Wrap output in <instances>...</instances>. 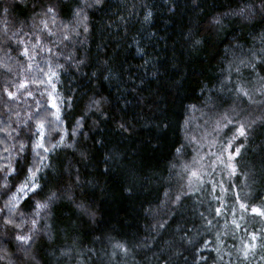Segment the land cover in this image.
I'll return each mask as SVG.
<instances>
[{
    "label": "trees",
    "instance_id": "1",
    "mask_svg": "<svg viewBox=\"0 0 264 264\" xmlns=\"http://www.w3.org/2000/svg\"><path fill=\"white\" fill-rule=\"evenodd\" d=\"M63 3H72V0H63ZM197 3L199 7L192 0H107L108 6L103 10L85 9L88 19L82 25H76L75 18L70 15L57 16L56 25L49 21L50 29L57 34L47 37L49 42H56L55 45L48 43V47L56 55L49 52L38 55L31 62L33 71L30 75L43 78L36 66L46 67L45 59L57 60L64 65L56 69L59 74L57 88L61 97L71 99L70 103L60 105L62 124L58 127L66 130L63 133L65 140L68 143L78 142L79 148L61 147L46 153L49 157L47 162L53 167L39 174L40 182L44 192L56 190L57 186L65 188L75 184L78 172L79 187L70 189L74 200L90 205L97 213L93 223L80 217L67 200L53 205L47 221L53 229V245L63 252L70 248L66 246L75 244V251L63 257L65 264H192L193 255L199 264H212V259L205 262L199 259L200 256L214 259L223 256L222 260H217V264H264V248L259 247V240L257 249L249 254L248 260H244L242 251H238L242 247L241 241L248 242V233L255 231L258 236L261 234L264 220L251 219L249 212H243L238 205L235 206V217L229 212L235 194L240 192V188L235 187V177L230 188L223 174L216 172L212 176L205 175L203 190L195 191L191 198H183L189 201L187 208L165 215L172 206L160 207L167 199L164 196L166 191L175 195L179 185L186 184V172L182 171V165L191 155L189 146L188 155L176 161V169L171 168L176 157L175 149L186 143V133L181 125L188 116L193 117L198 113H188L185 107L188 104L202 107L200 101L209 95H216L209 90L218 87L219 80L224 76L221 69L227 66L225 49L230 44L240 45L244 51L253 46L259 47L258 37L264 32L260 28L242 30L235 23L221 29L208 27L211 16L239 8L240 0H197ZM149 11L152 16L145 22L144 16ZM38 12L40 8L34 9L33 0H0V61L14 64L16 60H25L28 63L25 57L18 56L11 48L31 46L34 42L33 16ZM35 23H39V18ZM84 25H87L88 32L83 31ZM73 27L75 33L72 32ZM6 29H23L18 35L27 44L14 45L16 37H13V42L4 45L2 40ZM61 29L70 37L63 43ZM11 30L8 35H11ZM197 39L204 41L202 46L195 45ZM137 48L141 49L142 55L138 54ZM5 51L14 59L8 60ZM69 53L72 58L66 61L64 55ZM79 60L85 63L77 68ZM146 61L149 63L146 64ZM153 72L156 73L155 77ZM93 73L96 75L93 76ZM6 78L20 79L0 68V84ZM31 84L28 83L27 90ZM201 88L205 91L201 92ZM36 98H39L38 94ZM90 98L104 101L100 112L95 111L94 106L89 109ZM230 104L229 100L219 111H224ZM8 106L4 105L5 111H9L4 115H1L3 107H0V116L5 122L3 128L9 124L15 127L25 120L33 110L30 106H34V100L21 95L16 101H8ZM242 107L246 108V105ZM18 110L19 116L16 115ZM53 111L48 108V112ZM204 111L209 113L207 108ZM76 120H80L81 126L77 135L69 139L76 127ZM121 122H126L127 132L121 133L118 129ZM192 124L193 121L187 134L192 130ZM157 125L164 129L160 139L153 138ZM101 129L104 130L103 135ZM97 140H102L105 147L100 148ZM148 141L156 145L155 151L145 149ZM262 141L264 135L257 134L255 143L248 146L249 156L253 155L252 149L256 144ZM12 143L14 141L4 133L0 134V156H9L3 148L10 147ZM97 149L100 151L97 152ZM79 151L86 152L88 159L81 162ZM108 152L118 154V162L113 163L110 172L105 171L108 164L104 157ZM12 155H15V150ZM6 162L0 160V165ZM13 167H16L15 163ZM178 172L184 177L183 180L177 175ZM221 183L231 195L220 191ZM257 194L264 196V191L257 187ZM217 197H223L227 205L222 216H215L210 211L221 207ZM3 199L6 197L0 199V206ZM20 204L24 205L23 199ZM22 210L25 213L33 211L28 207H22ZM200 212L212 220L210 231L203 227L206 221L201 220ZM153 213L156 215L153 216ZM241 215L245 216L244 220H240ZM233 218L241 224L240 229H235L231 224ZM164 219L168 220L170 229L166 225L167 230L161 229L158 234L150 231L153 223ZM177 226H180L179 232H176ZM188 229H192L191 235L196 236L197 242L206 241V246L201 244L194 254L191 246L187 251L179 248L182 255L176 256L174 253L177 249L170 247V243L175 241L178 245L180 236ZM217 235L220 236L219 242ZM116 242L127 246V256L122 253L113 256L112 245ZM141 244L148 246L140 247ZM4 246L3 250L13 247L6 240ZM217 246L221 249L220 253L212 251ZM44 248L47 255L51 251L47 240ZM185 255L188 256L187 262L183 258ZM169 256H172L171 260ZM0 264L4 262L0 261Z\"/></svg>",
    "mask_w": 264,
    "mask_h": 264
},
{
    "label": "snow or ice",
    "instance_id": "2",
    "mask_svg": "<svg viewBox=\"0 0 264 264\" xmlns=\"http://www.w3.org/2000/svg\"><path fill=\"white\" fill-rule=\"evenodd\" d=\"M33 4L34 9L36 7L40 8V12L35 13L33 16L32 33L34 42L30 47L11 48V50L17 52L18 56L25 57L28 63L25 60H16L14 64H5L0 61V68H3L12 77H20L19 80L6 78L0 84V93H2L0 102L8 106V101H16L21 95L34 100V106H30L33 107V110L25 120H21L15 127L9 124L5 128H0V132L14 141L10 147L5 146L3 148V151L9 153V156H0V160L7 161L0 165V193H3V197H6V199H3L2 206H0V228L7 229L9 234L13 235L14 240L23 246L32 244L35 233L40 231L41 227L48 229L44 232V236L48 240L53 241V229L47 223L53 210V205L60 200L75 203L70 189L80 183L79 173L77 172L75 184H69L62 191L49 189L47 196H41L44 186L40 182L41 177L39 174L44 169L53 167L47 162L49 157L45 154L54 152L61 147L78 149L79 144L78 142L68 143L63 134L66 130L58 127V125L62 124L60 105L62 103H70L71 99L61 97L57 88L56 81L59 79V74L56 69L63 68L64 65L58 63L57 60L45 59L44 64L46 67L36 66L43 77L39 78L38 76L30 75L33 71L31 62L35 61L36 57L44 52L52 53L53 56L56 55L52 48L48 47V43L55 45L56 42H49L47 37L57 34L50 29L49 21H51L52 25H56L57 16L70 15L75 18L76 25H82L88 19L84 11L86 8L103 10L108 6L107 0H72V3L68 4L63 3V0H33ZM73 4L75 5L74 7ZM199 6L196 0V7ZM239 14L249 19L254 16L251 8H239ZM151 16L152 13L149 11L144 16V21L147 22ZM37 18H39L38 24L35 23ZM211 23L212 25H219L221 21L219 18H215ZM64 27L67 28V25ZM10 30L6 29L4 31L2 40L4 45H9V42H13V37H16L13 42L14 45L27 44V41L18 35L23 29L11 30V35H8ZM83 31L88 32L87 25H84ZM72 32L75 33V27L72 28ZM40 33H46V35H41ZM24 34L27 35V33ZM60 36L61 43L70 39L63 29L60 30ZM258 40L259 47L253 46L247 51H244L240 45L230 44L225 49L227 66L221 69L224 76L219 80L218 87L209 90L214 91L216 95H209L203 101H200L199 103L203 105L202 107H198L197 104H188L185 107L186 112H200L202 117L208 115L204 111L207 108L211 115H208V119L204 121L208 130L199 137L187 135L188 127L193 121L192 116H188L184 124L181 125L186 133V143L175 149L176 157L171 164V168L176 169V161L188 155V145L197 144L198 147L195 149L196 155L191 157V163L182 165V171L188 174L187 183H181L175 195L170 191L164 193L167 199L162 202L160 207L172 206L165 215L187 208L189 201L183 198H191L195 191L203 190L204 175L212 176L213 173L219 172L227 178L230 188L233 187L231 181L234 177L237 180L235 187L240 188V192L235 194V199L232 202L233 207L228 209L232 216H236L235 206L238 205L243 212H249L251 219L260 218L264 220V196L257 194V187L264 191V141L256 144L252 149L253 155H248V146L255 143L257 134L264 135V32L260 34ZM195 43L198 45L199 41L197 40ZM137 52L138 54H143L140 48H137ZM5 57L8 60L14 59L8 56L7 51H5ZM71 58L70 53L64 55L66 61ZM84 63V60H79L76 67L79 68ZM145 63L147 64L149 61ZM95 75L93 73V76ZM152 75L155 77L156 73L153 72ZM105 79H108V77H105ZM28 83L35 85L33 90H27ZM204 91L205 89L201 88V92ZM36 94L39 96L38 99ZM229 100L231 101L230 106L222 112L219 111L224 104L229 103ZM103 103L104 101L102 100L90 98L89 109L91 110L94 106V110L100 112ZM242 105H246V108L242 107ZM48 108L55 109V111L50 113ZM255 113L259 114L256 115ZM16 115L19 116V113L17 112ZM75 124L76 127L72 130L69 139L77 135L81 126L80 120H76ZM117 127L121 133L128 131L126 122H121ZM13 132L16 133L15 136L12 135ZM149 132L151 133L152 130L149 129ZM101 134H104L103 129H101ZM163 135L164 129L157 125L153 138L160 139ZM96 144H99L100 148L105 147L102 140H97ZM205 144L210 149H215L205 154L209 157L206 166L201 163L204 161L205 155H201L199 152V148L204 147ZM144 147L145 149L156 150V145L151 144V141H148ZM13 150H15V155H12ZM99 151L100 149H97V152ZM78 154L81 162L88 159L86 152L79 151ZM30 156L32 157L31 159H29ZM104 160L108 164L105 171L110 172L113 163L118 162V154L116 152H108ZM14 163L16 167H13ZM205 168L209 171H205ZM14 173L16 174L14 175ZM177 175L180 176L181 180L184 179L181 173L178 172ZM241 177H243L242 181ZM208 183L211 184L212 181L209 180ZM219 187L222 193L231 195L229 189H225L222 183L219 184ZM240 193H243V195L241 196ZM217 198L220 199L221 207L210 209V211H213L215 216H222L223 209L227 205L224 203L223 197ZM22 199L24 200L23 206L20 204ZM258 201L259 203H257ZM22 207L32 208L33 211L25 213ZM78 207L83 214L91 215L88 208L83 205H78ZM155 215L153 213V216ZM199 216L202 221H206L203 225L205 230L210 231L213 227L212 220L208 219L203 212H200ZM244 219L245 216L241 215L240 220ZM231 224L235 229L241 228V224L235 218L231 220ZM166 225H168L169 229L171 228L167 219L157 220L156 223L150 226V231L158 234L161 229L167 230ZM225 227H227V223ZM179 231L180 226H177L176 232ZM191 233L192 229H188L187 232L181 235L178 245L175 241L170 243V247L177 249L174 253L176 256L182 255L178 250L179 248H184L187 251L188 247L191 246L194 254L200 249L201 244L206 246V241L197 242L196 236H192ZM260 233L259 236L255 231L248 233V242L241 241L242 247L238 251H242L244 260H248L249 254L255 252L258 240L260 241L259 247L264 248V227L260 229ZM233 238H235V233H233ZM219 240L220 236L217 235V241L219 242ZM42 242L43 237H41ZM139 246L147 247L148 245L141 244ZM112 247L114 249L113 256H117L118 253H122L123 256L128 255L129 249L125 244L116 242ZM21 250L26 255L28 254V248H22ZM72 251H75V244L61 252V256H69ZM212 251L220 253L221 249L217 246ZM183 258L185 262L188 261V256L185 255ZM171 259L172 256H169V260ZM199 259L205 260V262L212 259V264H217V260H222L223 256H218L215 259L200 256ZM192 264H199V260L196 259L195 255H193Z\"/></svg>",
    "mask_w": 264,
    "mask_h": 264
},
{
    "label": "clouds",
    "instance_id": "3",
    "mask_svg": "<svg viewBox=\"0 0 264 264\" xmlns=\"http://www.w3.org/2000/svg\"><path fill=\"white\" fill-rule=\"evenodd\" d=\"M193 4H196V0H192ZM241 6L239 8H251L254 12V16L249 19L246 16L239 14V8L232 9L227 12L218 13L214 16H211L208 21V27L211 29H221L227 26V24L235 23L240 26L242 30L246 29H264V0H240ZM215 18H219L221 23L219 25H212V20ZM199 41L200 46L203 45L204 41L201 39H197ZM195 40V42L197 41ZM195 45H197L195 43ZM166 126V125H165ZM79 187V185H76ZM56 190L62 191L63 188L57 186ZM48 192H42L41 196H47ZM3 198V193H0V199ZM75 201V200H74ZM57 201L56 203H58ZM72 203V202H71ZM77 214L80 217L85 218L88 221L95 222L97 219V213L95 210L91 208L90 205L80 202L72 203ZM78 205H83L85 208H88L91 215H85L82 213ZM48 223V222H47ZM48 230L41 227L40 231L35 233L34 240L32 244L23 246L16 242L13 238L12 234H9L7 229L0 228V250H2V254H0V261H3L4 264H65L63 257L61 256V252L59 248L53 243L51 240H48L46 236H44V232ZM41 237H43V242L41 243ZM8 241L9 244L13 245L12 248L3 250L4 241ZM47 240L49 248L51 251H48V254L45 255L44 252L47 249L44 248V242ZM70 247V246H66ZM22 248H28V254L26 255Z\"/></svg>",
    "mask_w": 264,
    "mask_h": 264
},
{
    "label": "rangeland",
    "instance_id": "4",
    "mask_svg": "<svg viewBox=\"0 0 264 264\" xmlns=\"http://www.w3.org/2000/svg\"><path fill=\"white\" fill-rule=\"evenodd\" d=\"M5 1H8V2H14V1L15 2H24L26 0H5ZM34 87H35V85L34 84H31L30 87L28 88V90L31 91V90H33ZM0 107L1 108L3 107L2 108V111H1V115H4L5 113H9L8 110L5 111L4 104L2 102H0ZM17 112H19V110ZM205 113H207V112H205ZM207 114L208 115H211L209 113H207ZM208 115L202 117L200 112L194 114V116H193L192 130L187 135L192 136V137H199V136L203 135L208 130L207 127L205 126V123H204L205 119H208ZM4 126H5V122L3 121L2 117L0 116V128H3ZM1 133L2 132H0V134ZM188 146L191 149V155L188 158V160L185 161L184 163H191V157L196 155L195 149L198 147L197 144L188 145ZM213 150H215V149H210L207 146V144H205L204 147L199 148V152H200L201 155H205L207 152L213 151ZM208 159H209V157H207L205 155V159L201 163L205 164V166H206L207 165V162H208ZM207 170L208 169L205 168V171H207ZM187 179H188V174L186 173V183H187Z\"/></svg>",
    "mask_w": 264,
    "mask_h": 264
}]
</instances>
